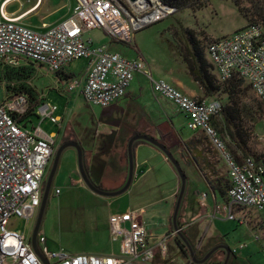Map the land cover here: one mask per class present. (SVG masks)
Wrapping results in <instances>:
<instances>
[{
	"label": "built area",
	"instance_id": "built-area-1",
	"mask_svg": "<svg viewBox=\"0 0 264 264\" xmlns=\"http://www.w3.org/2000/svg\"><path fill=\"white\" fill-rule=\"evenodd\" d=\"M150 0H75L72 14L44 32L35 31L7 15L0 0V66L30 61L51 73L62 72L76 59L88 60L80 94L89 105L107 108L121 99L135 73L145 74L154 93L177 106L186 117V126L200 131L226 168L228 219L233 206L264 211V160L237 159L215 126L222 102L190 97L164 79H153L144 59L127 58L107 45L96 43L88 32L100 30L111 41L133 44L136 30L161 20L174 8L150 5ZM128 6V7H127ZM206 55L219 83L242 79L264 106V33L260 24H246L234 32L212 40ZM75 84L72 83L70 88ZM27 96L14 94L0 101V264H42L32 251L29 235L6 228L11 217L34 221L40 205L42 183L53 155V136H43L40 126L18 123L13 114L27 110ZM43 116L55 123V106H38ZM55 194L59 189L54 190ZM142 210L112 213L108 218L110 239L118 242V252L110 254H44L49 264H158L167 253L166 235L158 244L142 220ZM13 239L15 247L5 248ZM46 238L38 235V243ZM166 260V259H165ZM164 259H162V264ZM160 263V264H161ZM174 263L171 262L166 264ZM187 264H191L189 261Z\"/></svg>",
	"mask_w": 264,
	"mask_h": 264
},
{
	"label": "rangeland",
	"instance_id": "rangeland-1",
	"mask_svg": "<svg viewBox=\"0 0 264 264\" xmlns=\"http://www.w3.org/2000/svg\"><path fill=\"white\" fill-rule=\"evenodd\" d=\"M35 1H13L9 4V8H17L20 5L25 8ZM205 1L189 0L192 2L191 8H174L170 14L161 20L136 30L131 45L111 41L109 36L96 29L89 31L88 35L96 43L107 45L111 50L117 51L127 58L141 57L146 62L147 72L150 71L153 78H158L163 70L173 68L179 72V66H187L184 57H189L192 38L202 47L204 57H206V46L214 40L213 38L228 34L246 23L245 18L231 0H208L204 6L196 9L199 2L202 4ZM40 3L42 4L37 12L24 20L27 25L38 31L41 30V16H48L46 20L52 23L67 15L73 6V0H40L37 6ZM161 4L163 3L161 2ZM150 5H154V3L150 2ZM42 23L44 25L45 20ZM262 31L264 33V24ZM87 65L88 60L83 58L71 61L64 67V72L73 78L65 80L59 79L45 67L36 64L31 65L25 60L8 64L0 72V101L8 98L11 92L24 93L29 91L35 97H41L43 104L49 107L55 106L56 111L53 116H60L62 121L60 127L49 116H43L36 107L33 114L28 117L27 127L39 125L47 135L56 133L61 128L70 132L74 131L77 134L85 129L93 131L97 128L96 119L100 118L102 108L88 105L80 94L81 80ZM72 83H78V85L75 84L70 88ZM130 84L129 90L133 94V102L144 105L147 109L163 107L173 116L175 126L184 139L193 136L191 139L199 141L198 145L194 147V152L199 150L202 153V157H198V162H195L184 147H174L177 156L175 158L179 160L189 182L187 197H185L179 218L181 225H183L192 218L190 214L185 215L184 211L187 205L186 199L194 194V183L205 181L208 184V180L214 181L215 179V185L225 189L228 185L226 168L205 137L187 128L177 106L152 93L151 81L145 74H134ZM242 89L243 91L239 96L238 121L248 135L247 145L250 148L251 157L257 161L264 160V115L259 114L256 108L259 100L245 82L242 84ZM210 99H218L223 104L227 103L226 95L223 92L214 93ZM28 107L29 104H27ZM216 124L221 127L220 121ZM83 145L85 147L86 143ZM229 145L236 158L240 159V152L233 144L229 143ZM86 157L90 161L95 156H89L86 153ZM202 158L205 159L207 165ZM149 164L152 166L151 171L133 182L125 194L112 200L113 207L123 209L129 206L136 210L143 208L145 210L143 222L150 229V240L158 244L166 238L169 229L177 179L167 163L159 164L153 160ZM207 166H209V170H207ZM76 170L75 152L73 149H68L61 157L53 181V191L59 189L61 192L57 195L51 194L49 197L40 230L46 241L40 247L45 254L60 251L65 254H94L98 252L109 254L112 251H106L109 245L107 223H89L86 216L76 220V215H78L76 207L80 204L85 207L87 216L89 215L88 211L90 213L94 209L99 222L109 217L108 203L105 199L88 194L83 189L84 194L78 193V186L72 185L71 173ZM210 171H215L214 177ZM210 190L212 189L207 185L203 192L208 195ZM215 195V205L212 204L211 207L213 217L198 218V221L205 219L209 221L203 224L201 230L199 229L194 246L204 251L222 238L236 254V258L229 264H264V211L233 206L231 214L234 219H228V212L225 209L227 201L225 198L222 199L218 193ZM33 222L26 223L23 219L11 217L6 228L23 231L29 235ZM195 223L194 225L197 226L199 222ZM210 226L215 236L209 234ZM164 243L167 246V253L164 258L159 259L158 264L162 262V259H169L170 262L171 259L174 260V263L170 264H187L185 258L179 253L174 236L167 237ZM112 244L114 252L117 253L118 242ZM14 247L13 239L6 240L5 248L7 250H12ZM220 259H223L221 251L212 256L214 262Z\"/></svg>",
	"mask_w": 264,
	"mask_h": 264
},
{
	"label": "crops",
	"instance_id": "crops-1",
	"mask_svg": "<svg viewBox=\"0 0 264 264\" xmlns=\"http://www.w3.org/2000/svg\"><path fill=\"white\" fill-rule=\"evenodd\" d=\"M5 1L4 9L7 13V15L12 16V17H19L20 23L23 25L38 31L31 26L27 25L24 20L28 18L30 15L35 14L39 7L41 6L42 3H40L39 6L38 2L40 0H36L33 4L22 8L20 5L17 8H9V4L13 1L17 0H1V2ZM37 6V7H36ZM75 6V0H73V6L69 9V12L67 15L64 17L50 23L46 18L48 16H41L40 17V29L38 32H44L48 28L56 25L57 23L61 22L68 16L72 14L73 8ZM29 12V13H28ZM45 20V24L43 25L42 21ZM247 22L245 23V25ZM243 25V26H245ZM242 26V27H243ZM241 28V27H240ZM239 29V28H237ZM235 29V30H237ZM233 30L232 32H234ZM230 32V33H232ZM228 33V34H230ZM227 35V34H225ZM224 36V35H221ZM221 36H217L213 39L219 38ZM99 44V43H98ZM207 57V55H206ZM205 57V58H206ZM208 60V57L207 59ZM179 72H177L176 69H168V70H163L160 72V75L158 78H153L152 73L148 71V73L151 75V77L155 80L157 79H164L171 83L175 88L180 90L182 93L190 96V97H196V98H204L209 100L210 96H204L202 87L200 84L193 79L191 74L189 73V70L186 65H181L178 67ZM62 72L65 74L64 69ZM136 74V73H135ZM143 74V73H142ZM66 76H69L73 78L69 74H65ZM60 79V78H59ZM67 79V80H69ZM84 81V76L81 80V86ZM131 84L127 88V91L125 95L119 99L116 103H113L112 105L116 104L117 109L114 108L112 110L107 108H102V114L99 119H96L97 123V128L92 130H83L79 134L75 133L77 137L76 141H79L84 150H85V158H86V164L87 168L89 171V174L92 178V180L99 185L102 188L105 189H115L119 187L126 176V169H127V159H126V144L129 139V137L134 134V133H139V132H145L147 134H150L154 136L155 138L159 139L163 144H165L171 153L173 154L174 157L176 156V153L174 151V147L180 146L185 148V143L189 141L193 136L183 138L178 131V129L175 126L174 123V118L171 114H169L163 107L160 109L158 108H152V109H147L144 105L137 104V102H133V94L131 90H129ZM152 91V89H151ZM152 93H154L152 91ZM154 95H158L154 93ZM160 96V95H158ZM162 97V96H160ZM164 98V97H162ZM43 104V103H42ZM134 104V105H133ZM89 105V104H88ZM179 111V109H178ZM181 114L184 122L186 123V117L185 115L179 111ZM60 119L58 125L61 127V121L62 119L60 116H56ZM122 122V123H121ZM63 129L61 128L59 131H62ZM192 131V130H191ZM196 133L202 134L200 131H193ZM54 133V132H53ZM52 133V134H53ZM47 135V134H46ZM51 135V134H50ZM86 143V148L84 147L83 144ZM187 150V149H186ZM86 153H88L89 156H95L92 160L89 161V158L87 159ZM98 155V156H96ZM177 159V158H176ZM181 159V157H180ZM155 161L156 163L159 164H168L170 168L173 171V168L171 165L168 163V161L159 153L156 149L151 147L150 145L138 141L135 144V175L133 178V182H135L137 179L141 178L142 175L147 174L149 171L152 170V166L150 161ZM178 160V159H177ZM179 161V160H178ZM180 163V162H179ZM167 166V165H166ZM168 168V167H167ZM183 169V168H182ZM174 172V171H173ZM185 172V171H184ZM175 174V173H174ZM176 176V174H175ZM188 178V177H187ZM176 185L177 189L176 192L174 193V197L176 196L178 187H179V181L176 176ZM71 182L73 186H78V193H83V190H86V192L92 195H95L91 193L83 184L77 170L71 173ZM195 184V189H194V194L190 196L189 199H186V209H185V215L190 214L192 215V218L189 220V222L184 223L181 225L185 231V229L189 228L191 225L196 224L195 222H199L197 224L198 231L199 229L201 230L203 224L207 221L202 220L198 221V218L201 217H213V212H212V204L215 205V199L216 195L215 192L210 190V194L206 195L203 191L206 189L207 184L205 181H197L194 183ZM130 185V186H131ZM130 188V187H129ZM128 188V190H129ZM127 190V191H128ZM60 190L59 193L60 194ZM202 192V193H201ZM126 193V192H125ZM123 193V194H125ZM51 194H55L52 188ZM121 194V195H123ZM57 195V194H56ZM119 195V196H121ZM96 197H100L98 195H95ZM117 196V197H119ZM187 197V196H186ZM103 198V197H100ZM116 198V197H113ZM113 198H103L107 201L108 203V208H109V215L110 216L112 213H120V212H125L128 210H136V209H131L129 206L126 208H119V207H113ZM196 203V204H195ZM211 203V204H210ZM198 204V205H197ZM78 211V215H76V220H78L81 217H87V222L89 223H107V233L109 237V245H108V250L112 251L111 253H114L113 250V244L114 242L111 241L110 239V231H109V222L108 218L103 219V221L99 222L97 219V215L94 211V209L89 213L88 211V216H87V211L84 206L78 205L76 207ZM138 210H142L144 213L143 208H139ZM184 215V216H185ZM142 220H143V214H142ZM181 224V223H180ZM210 225V223H207ZM206 224V226H207ZM171 226H170V221H169V229L166 235L170 234L171 231ZM206 228V227H205ZM150 232V229H148ZM211 236H215L214 232L211 230L210 226V233ZM175 237V236H174ZM190 239V238H189ZM196 239V238H195ZM194 239V241H195ZM192 242V241H191ZM221 242H224L223 240ZM194 245V242H192ZM216 244V243H214ZM213 244V245H214ZM212 245V246H213ZM211 246V247H212ZM209 249V248H208ZM207 249V250H208ZM219 252V251H218ZM222 252V251H221ZM217 253V252H216ZM214 253V254H216ZM97 255H102L104 254L103 252H98L94 253ZM110 254V253H109ZM213 254V255H214ZM223 254V252H222ZM234 254V253H233ZM187 263L190 261V259H185ZM210 260V259H209ZM232 260V258H231ZM230 260V261H231ZM191 262V261H190ZM191 264H193L191 262Z\"/></svg>",
	"mask_w": 264,
	"mask_h": 264
},
{
	"label": "trees",
	"instance_id": "trees-1",
	"mask_svg": "<svg viewBox=\"0 0 264 264\" xmlns=\"http://www.w3.org/2000/svg\"><path fill=\"white\" fill-rule=\"evenodd\" d=\"M160 1L163 4L170 6L172 8H176V9L192 7L191 5L192 2H189V0H160ZM231 1L237 7L241 15L245 18L247 24L255 23V24H260L263 26L264 24V0H231ZM207 2L208 0H206L205 3H202V4H200L201 2H199L198 3L199 5L196 6V9L201 8ZM190 43H191V49L189 51V57H184V60L187 64L189 73L191 74L193 79L197 81L202 87L204 96H212L214 93L223 92L227 98V103L225 104L222 103L220 115L215 119L216 128L224 137L227 138L228 140L227 145L229 148H230L229 143L233 144L236 147V149L241 154V158L251 157L250 148L247 145L248 135L246 133V130L243 129L240 121H238L239 120V96L241 92L243 91L242 84L244 81L242 79L233 78L232 80L226 83H219L217 81L216 75H214L212 65L204 57L202 47H200L199 44L193 38L190 40ZM27 62H29L31 65L35 64L30 61H27ZM39 66H42V65H39ZM3 69H4V66H0V72ZM54 74L58 76L60 79L67 80L70 78L69 76H66L63 72H54ZM17 93H23V92H17ZM17 93L11 92L8 95V97L14 94H17ZM23 94L27 96V102L29 104V107L27 108L26 112L23 113L22 115H17L14 113L13 116H15L18 123L27 126L28 117L33 114L34 109L36 107L42 104V98L35 97L29 91L24 92ZM256 108L258 109L259 114L263 116L264 106L262 105L260 101L257 103ZM218 121L221 122V127L217 126L216 123ZM198 143L199 141L194 140V139H190L189 141L185 143V148L190 153V155L195 160V162H198V157H202L201 151L196 150V152H194L195 150L194 147L197 146ZM232 153L234 154L233 151ZM202 159L205 161L204 158ZM206 165H207V162H206ZM208 168L209 166H207V170H209ZM210 174L214 177L215 171H210ZM227 183H228L227 187L226 188L224 187L225 189H223L217 184L215 185V179L214 181L208 180V184L210 188L215 193H218L222 199L225 198L226 201H227V189L229 187L228 179H227ZM185 233L190 238V240L194 242V239L198 233V228L196 225L193 224L189 228L185 229ZM174 239L179 248L180 255H182L183 258L188 259L186 248L181 244V242L177 239L176 236L174 237ZM222 240H223L222 238L218 239V241L215 243L221 242ZM235 258H236V254H233L231 263L233 262ZM221 261H222L221 259L215 260V264H221ZM167 262H169V259H166L163 261V263L165 264Z\"/></svg>",
	"mask_w": 264,
	"mask_h": 264
},
{
	"label": "water",
	"instance_id": "water-1",
	"mask_svg": "<svg viewBox=\"0 0 264 264\" xmlns=\"http://www.w3.org/2000/svg\"><path fill=\"white\" fill-rule=\"evenodd\" d=\"M43 136H47L44 132ZM144 142L154 149H156L163 157L168 161V163L173 168L176 174L179 187L175 196V202L173 210L170 216V226L171 231L181 242V244L186 248L187 256L193 264H204L209 261L214 253L218 251L223 252V259L221 264H229L233 251L225 242H218L210 247L201 258L197 257L195 247L192 244L189 237L186 235L183 227L180 224V213L185 201V197L188 191V178L184 170L182 169L179 161L173 156L169 148L163 144L159 139L154 136L147 134L145 132H139L132 134L126 144V159H127V169L126 176L123 183L115 189H105L97 185L91 178L85 158V150L79 141H68L60 144L53 152L50 168L47 170L45 178L42 183V192L40 198V205L37 209V213L34 218L33 227L29 234V244L32 251L40 259L42 264H49L45 258L43 251L38 243V235L41 230V225L45 215L46 207L49 201V197L53 188V181L57 173L61 157L63 153L68 149H73L75 152L76 168L77 172L85 185V187L93 194L98 195L103 198H113L125 193L130 187L134 175H135V144L136 142Z\"/></svg>",
	"mask_w": 264,
	"mask_h": 264
},
{
	"label": "flooded vegetation",
	"instance_id": "flooded-vegetation-1",
	"mask_svg": "<svg viewBox=\"0 0 264 264\" xmlns=\"http://www.w3.org/2000/svg\"><path fill=\"white\" fill-rule=\"evenodd\" d=\"M114 108H118L116 104L111 105L109 107L110 110L114 109ZM122 123V122H121ZM53 152L55 151V149L62 143L68 142V141H76L77 137L74 134V132H70L69 130H65L63 129L62 131H58L55 133V135L53 136ZM197 245V244H196ZM195 247V251L197 254L198 258H201L202 255L205 253V251L207 249H205L204 251L202 249H199V247L194 246ZM204 264H215L214 261H212V257L210 258V260Z\"/></svg>",
	"mask_w": 264,
	"mask_h": 264
},
{
	"label": "bare ground",
	"instance_id": "bare-ground-1",
	"mask_svg": "<svg viewBox=\"0 0 264 264\" xmlns=\"http://www.w3.org/2000/svg\"><path fill=\"white\" fill-rule=\"evenodd\" d=\"M152 3H154V5L156 6V7H158V4H157V2H156V0H150ZM159 9H166V7H164V6H162V4H160V8ZM29 13V12H28Z\"/></svg>",
	"mask_w": 264,
	"mask_h": 264
}]
</instances>
